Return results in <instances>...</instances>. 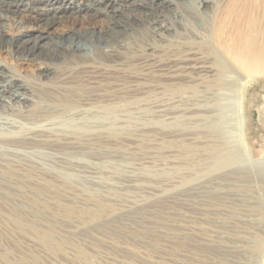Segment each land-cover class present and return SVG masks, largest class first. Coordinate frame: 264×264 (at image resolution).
Segmentation results:
<instances>
[{"label":"rangeland","instance_id":"rangeland-1","mask_svg":"<svg viewBox=\"0 0 264 264\" xmlns=\"http://www.w3.org/2000/svg\"><path fill=\"white\" fill-rule=\"evenodd\" d=\"M68 28L59 22L55 32ZM13 59L0 50L16 75H35L36 66ZM120 80L130 87L121 98L142 101L114 109L117 120L98 132L89 123L87 133L70 128L77 138L69 149L0 141V164L20 160L37 170L0 184V264H264V127L252 106L264 82L249 87L244 109L231 91L211 112L203 92L150 90L155 78ZM103 100L99 114L110 111Z\"/></svg>","mask_w":264,"mask_h":264},{"label":"bare ground","instance_id":"bare-ground-1","mask_svg":"<svg viewBox=\"0 0 264 264\" xmlns=\"http://www.w3.org/2000/svg\"><path fill=\"white\" fill-rule=\"evenodd\" d=\"M45 1L48 7L37 5ZM63 21L69 28L56 33ZM0 50L36 66L32 78H21L0 62L1 143L20 141L29 151L58 154L77 138L70 128L83 133L89 123L98 132L117 120L114 109L142 101L121 98L130 88L123 87L121 75H133L141 84L155 78L157 83L148 85L154 91L203 92L211 112L231 91L244 106L249 87L264 82V0H0ZM101 98L110 107L105 114L98 111ZM252 106L264 127V94ZM98 144L93 141L95 151ZM15 162L0 164V184L37 171Z\"/></svg>","mask_w":264,"mask_h":264},{"label":"water","instance_id":"water-1","mask_svg":"<svg viewBox=\"0 0 264 264\" xmlns=\"http://www.w3.org/2000/svg\"><path fill=\"white\" fill-rule=\"evenodd\" d=\"M261 161H264V160H261Z\"/></svg>","mask_w":264,"mask_h":264}]
</instances>
